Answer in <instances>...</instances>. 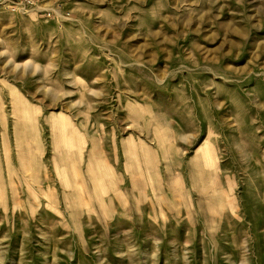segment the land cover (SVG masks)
Wrapping results in <instances>:
<instances>
[{
	"label": "rangeland",
	"instance_id": "rangeland-1",
	"mask_svg": "<svg viewBox=\"0 0 264 264\" xmlns=\"http://www.w3.org/2000/svg\"><path fill=\"white\" fill-rule=\"evenodd\" d=\"M0 264H264V0H0Z\"/></svg>",
	"mask_w": 264,
	"mask_h": 264
},
{
	"label": "bare ground",
	"instance_id": "bare-ground-1",
	"mask_svg": "<svg viewBox=\"0 0 264 264\" xmlns=\"http://www.w3.org/2000/svg\"><path fill=\"white\" fill-rule=\"evenodd\" d=\"M68 124L66 123V126H63L64 133L67 137L70 136L74 142L78 143V138L77 135L75 134L74 130H71V126H67ZM70 125V124H69ZM73 134V135H72ZM74 149H71V154ZM88 166V171L92 175L93 179L95 182H98L102 184L103 186L106 185L108 187H112L114 184V173L112 169H110L107 166L106 160L105 159H98L95 156H91ZM105 187V186H104ZM104 187L102 189H104Z\"/></svg>",
	"mask_w": 264,
	"mask_h": 264
}]
</instances>
